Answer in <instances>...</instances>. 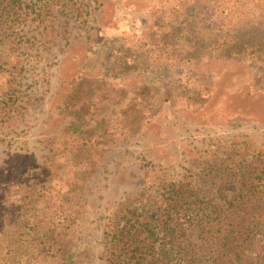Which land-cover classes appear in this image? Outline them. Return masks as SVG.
Listing matches in <instances>:
<instances>
[{"label": "rangeland", "instance_id": "374dc122", "mask_svg": "<svg viewBox=\"0 0 264 264\" xmlns=\"http://www.w3.org/2000/svg\"><path fill=\"white\" fill-rule=\"evenodd\" d=\"M197 2L21 0L0 23V264L27 224L65 228L73 264H108L111 219L171 183L225 206L244 173L264 182L262 56L187 51ZM206 2L204 40L264 29V0ZM140 47L155 52L133 68Z\"/></svg>", "mask_w": 264, "mask_h": 264}, {"label": "trees", "instance_id": "16d2710c", "mask_svg": "<svg viewBox=\"0 0 264 264\" xmlns=\"http://www.w3.org/2000/svg\"><path fill=\"white\" fill-rule=\"evenodd\" d=\"M202 1L198 0L197 9L205 11L207 16L190 17L194 35H189L192 46L187 51L208 54L220 49L227 57L234 53L251 54L262 56L264 62V29L256 35L250 29L230 38L222 34V40L216 42L204 40L201 32L214 6ZM19 3L21 0H0V23H9L19 14ZM148 52L155 50L150 48ZM148 52L141 47L134 49L129 58L131 67L144 66ZM249 173L230 185L234 198H229L227 188L221 190L225 206L200 197L189 184L178 183H171L162 192V201L139 200L137 208L111 219L105 234L106 261L108 264H195L201 260L198 264H205L209 254L215 264H258L264 256V182ZM27 225V231L22 234L26 244L8 248L12 264H73L65 228ZM215 225L219 230L217 237L199 243L191 240V231L204 237ZM213 243L216 248L204 249Z\"/></svg>", "mask_w": 264, "mask_h": 264}]
</instances>
